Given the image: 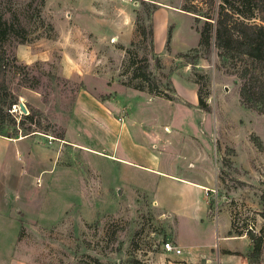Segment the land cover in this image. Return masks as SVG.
<instances>
[{"label": "rangeland", "instance_id": "obj_1", "mask_svg": "<svg viewBox=\"0 0 264 264\" xmlns=\"http://www.w3.org/2000/svg\"><path fill=\"white\" fill-rule=\"evenodd\" d=\"M190 4L209 11L201 0H0L17 97L15 122L0 128L17 139L0 264H178L163 250L173 220L157 209L181 197L161 200L153 169L206 180L218 233L228 214L250 240L244 264H264V112L245 107L237 76L199 47ZM143 56L150 83L133 79ZM81 88L103 107L76 110ZM200 224L181 223L183 237L207 231Z\"/></svg>", "mask_w": 264, "mask_h": 264}, {"label": "trees", "instance_id": "obj_2", "mask_svg": "<svg viewBox=\"0 0 264 264\" xmlns=\"http://www.w3.org/2000/svg\"><path fill=\"white\" fill-rule=\"evenodd\" d=\"M207 5V14L196 12V5L190 4L183 10L196 14L197 22L203 18L201 26L196 27L199 33L200 48H214L218 66L237 76L239 81V99L247 108L264 112V0H201ZM256 18L259 22L252 21ZM13 23L0 17V128L5 123L15 122L10 117L11 105L17 103L7 87L6 73L10 66L9 57L5 54L3 42L14 33ZM144 33V30L143 32ZM150 43L153 41L152 29H148ZM169 39V35H168ZM153 45V44H152ZM140 65L134 69L133 79L146 83L152 82L145 56L132 58ZM131 86V82H123ZM142 89L141 86H133ZM198 105L207 110L206 102L198 94ZM27 109V108H26ZM31 115H25L30 118ZM25 134L30 133V129ZM8 136V134H4ZM247 234L253 239L252 234ZM261 252L260 241H254L252 254ZM98 262L97 259H95Z\"/></svg>", "mask_w": 264, "mask_h": 264}, {"label": "crops", "instance_id": "obj_3", "mask_svg": "<svg viewBox=\"0 0 264 264\" xmlns=\"http://www.w3.org/2000/svg\"><path fill=\"white\" fill-rule=\"evenodd\" d=\"M83 103L101 107L104 104L103 101L94 97L90 91L81 88L76 96V110ZM108 114L110 113L107 112V115H105L107 118H109ZM16 140L0 136V219L4 220L5 223L8 220V215L5 212L10 206L11 199L9 191H11L12 184L10 185L9 180H11L13 175L12 149ZM153 170L158 177L164 179L163 182H160V192L164 191L165 195L164 198L160 197L161 200H173L176 194L181 197L180 203H174L172 207L163 205L164 207L157 209L154 206L161 212V216L169 217L173 220L170 240L173 245L179 247L182 251L177 256L173 252L167 253L174 255L180 261L178 264H244L247 259L246 254L251 249L250 240L247 238L246 233H234L228 214V221L224 222L223 233L221 235L218 233V215L217 213L213 214L209 208V185L207 181L180 177L157 169ZM154 196L152 191L149 197L151 203L154 200ZM194 221L201 222L200 225L208 226L207 231H193V240H189L187 237L184 238L181 233V223L185 224V222ZM214 235L216 241L219 240L218 242L213 241ZM240 240L246 241L244 247L239 248L233 244L234 241ZM220 241L222 242L219 243Z\"/></svg>", "mask_w": 264, "mask_h": 264}, {"label": "built area", "instance_id": "obj_4", "mask_svg": "<svg viewBox=\"0 0 264 264\" xmlns=\"http://www.w3.org/2000/svg\"><path fill=\"white\" fill-rule=\"evenodd\" d=\"M131 1V0H130ZM163 249L166 251V252H173L175 254H181V249L175 245L172 244V242L170 241H165L163 243Z\"/></svg>", "mask_w": 264, "mask_h": 264}]
</instances>
